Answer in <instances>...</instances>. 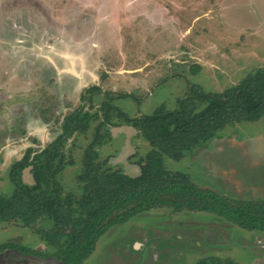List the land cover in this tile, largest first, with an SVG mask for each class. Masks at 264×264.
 <instances>
[{
	"label": "rangeland",
	"instance_id": "374dc122",
	"mask_svg": "<svg viewBox=\"0 0 264 264\" xmlns=\"http://www.w3.org/2000/svg\"><path fill=\"white\" fill-rule=\"evenodd\" d=\"M256 71L264 73V0H0V196L13 192L11 166L53 142L63 117L78 105L97 117L64 144V164L73 163L60 179L65 191L76 184L103 102L140 118L159 107L173 110L194 87L220 93ZM91 87L99 92H88L80 104ZM111 118L101 128L99 159L136 177L149 144L137 129ZM164 159L167 170L186 174L202 189L264 200V117L227 126L179 162ZM21 178L33 184L30 168ZM35 230L0 225V245L12 241L44 251ZM6 251L0 264H15ZM227 262L264 264V234L213 214L160 208L110 228L83 264Z\"/></svg>",
	"mask_w": 264,
	"mask_h": 264
},
{
	"label": "trees",
	"instance_id": "16d2710c",
	"mask_svg": "<svg viewBox=\"0 0 264 264\" xmlns=\"http://www.w3.org/2000/svg\"><path fill=\"white\" fill-rule=\"evenodd\" d=\"M88 92H99V88L91 87L80 94V104ZM125 97L129 95L119 98ZM99 110L103 113L101 122L93 141L84 149L73 189L65 191L60 183L65 168L73 165L64 164V144L74 134L85 132L90 121L97 117L84 112L80 105L63 117L61 133L53 142L32 160L29 153L11 166L9 179L14 189L9 197L0 196V225L28 229L34 226L46 249L38 251L10 241L0 245V254L16 249L25 256L54 258L61 264H83L110 228L160 208L176 213L213 214L244 231L264 234V200H234L202 189L186 174L170 172L164 165V158L183 160L229 125L264 117L262 71L220 93H204L194 87L188 97L177 101L173 110L159 107L140 118L127 117L111 103L103 102ZM44 112L47 113L42 110L41 115ZM112 114L137 129L149 144L150 150L143 164H139L140 175L136 177L112 171L106 160L99 159L96 147L102 142L101 128L111 122ZM28 168L32 185L23 183L21 178Z\"/></svg>",
	"mask_w": 264,
	"mask_h": 264
},
{
	"label": "flooded vegetation",
	"instance_id": "af4514ba",
	"mask_svg": "<svg viewBox=\"0 0 264 264\" xmlns=\"http://www.w3.org/2000/svg\"><path fill=\"white\" fill-rule=\"evenodd\" d=\"M6 252L7 251H4V253H5V255H3V260H5V258H6ZM8 254H14V255H11V256H14V258L16 259V260H14V262H15V264H28V261L26 260L25 262L23 261V259H21V258H30V257H33V256H25L24 254H22V253H20L19 251H15V250H8ZM33 258H39V257H33ZM2 259V258H1ZM0 259V260H1ZM41 259V258H40ZM35 262V261H34ZM33 262V263H34ZM36 264H38L37 262H36Z\"/></svg>",
	"mask_w": 264,
	"mask_h": 264
},
{
	"label": "crops",
	"instance_id": "0c3cea01",
	"mask_svg": "<svg viewBox=\"0 0 264 264\" xmlns=\"http://www.w3.org/2000/svg\"><path fill=\"white\" fill-rule=\"evenodd\" d=\"M4 252H2L1 254H3ZM0 254V255H1ZM3 256V255H2ZM28 261V264H36L37 261L34 262V259L30 258ZM34 262V263H33ZM39 264V263H38Z\"/></svg>",
	"mask_w": 264,
	"mask_h": 264
}]
</instances>
